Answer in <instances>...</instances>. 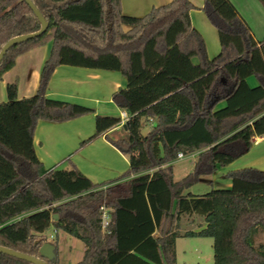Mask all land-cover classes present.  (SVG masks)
I'll list each match as a JSON object with an SVG mask.
<instances>
[{"label":"trees","instance_id":"obj_1","mask_svg":"<svg viewBox=\"0 0 264 264\" xmlns=\"http://www.w3.org/2000/svg\"><path fill=\"white\" fill-rule=\"evenodd\" d=\"M32 1L48 29L7 51L0 79L18 55L51 40L53 46L36 93L18 98L14 81L7 85L8 100L0 102V245L41 258L39 248L54 226L84 242L78 264H177V237L200 236L213 239L214 264H264V243L256 242L264 232V171L230 170L231 187L190 191L204 178L212 187L214 172L264 134V38L255 37L237 6L204 0L202 10L221 44L210 58L192 23L197 7L191 0H171L143 16L124 14L121 0ZM40 28L25 0H0V51L13 37ZM61 64L117 70L127 80L112 94L129 114L123 133H106L120 117L97 114L94 134L82 142L106 133L128 156L129 168L116 179L95 183L73 163L46 168L37 155L33 139L40 121L64 122L94 111L46 95ZM251 75L256 86L248 83ZM144 120L153 122L146 134ZM180 152L196 159L176 180L173 162ZM102 207L109 213L105 227ZM194 211L205 226L181 233L180 215ZM52 242L57 252V240ZM0 264L33 263L0 253Z\"/></svg>","mask_w":264,"mask_h":264},{"label":"crops","instance_id":"obj_2","mask_svg":"<svg viewBox=\"0 0 264 264\" xmlns=\"http://www.w3.org/2000/svg\"><path fill=\"white\" fill-rule=\"evenodd\" d=\"M170 1L171 0H121V7L124 14L132 16H143L147 14L152 9V7L163 5ZM191 2L197 7L191 11L192 23L204 36V33L207 32L212 35L211 37L213 39V50L209 49L207 51L209 57L214 58L218 54H212L215 51V43L220 42L218 31L213 24L209 23V21L206 19L207 17L204 15V12L202 10L204 0L198 2H194L193 0H191ZM251 27L257 39L264 38V36L259 37L257 28L255 29V27ZM52 46L53 42L51 40L41 46L35 47L28 52L17 56L14 66L4 72L2 78L0 79V102L8 100L7 85L14 81H16L18 85V98L30 97L36 93L40 82L41 70L51 54ZM194 61L196 62L197 59L194 58ZM251 79V77L247 78L248 83L253 86L255 84H252V82L250 81ZM254 80L256 81V79ZM126 84L127 80L125 76H123V74L117 70H105L82 66H72L67 64H61L57 66L50 79L46 95L49 98L53 99L83 104L92 108L94 111L89 113V117L81 116L64 122H50L45 120L39 122L33 140L37 155L46 168H51L54 166L60 168H69L71 166V163H69V165L67 166H60L59 164H57V160L55 159L53 153L54 150L59 151L62 150V148L65 149L68 146L67 144L70 142V138L67 132L68 124H73L72 126L76 128V138L71 140L73 143L72 145H77L94 134V120L97 114L117 117L121 116V112L123 110L113 103L112 94L116 90L125 87ZM85 99L90 101V103H92V105L94 106H89L83 103ZM224 105L225 102L222 101L217 105V108ZM152 121L154 122L153 119ZM152 124L153 123H151V126ZM119 129L122 130V125L120 124L108 130L106 133L114 135V132L118 131ZM105 134L95 138L97 142H99L103 153L108 156H112L113 158L116 157V159H122L123 161H126L127 159L121 154V152L106 139ZM259 143L260 142L255 144ZM72 145L71 147H74ZM72 149L74 150L76 148L74 147ZM72 149L69 151L66 150V152H70L72 151ZM186 156L188 155H185L183 158H185ZM189 156H195V154H191ZM183 158H177L173 162V165L176 161ZM72 161L74 165H76L86 176H88L95 183H99V180L107 181V179L111 177L113 179H116L121 175V170H119L120 168H118L117 166L110 167L111 170L107 172L110 173V175H106V172H99L94 166L86 163V160L82 158V155L75 154L74 156H72ZM218 171L219 170L217 169L216 172H214V174L212 175L214 184H216L217 182ZM221 172H223L221 173V177L226 176L227 172L225 173L224 170ZM231 185L232 180L230 178V181H225V184L222 187L228 188L231 187ZM195 214H197L196 211L192 213L184 212L180 215V220L184 215ZM204 226L205 220L201 222L200 229H202ZM260 234L264 237V232ZM47 235L49 236L50 241H52L53 239L57 240L58 264H78V262L82 260L85 252V244L81 239L63 230H56L54 226H52L48 230ZM152 235L155 237L158 236V231L155 226L152 228ZM258 243H264V238L261 239ZM133 253L134 252H132V254Z\"/></svg>","mask_w":264,"mask_h":264},{"label":"rangeland","instance_id":"obj_3","mask_svg":"<svg viewBox=\"0 0 264 264\" xmlns=\"http://www.w3.org/2000/svg\"><path fill=\"white\" fill-rule=\"evenodd\" d=\"M194 2H198L201 0H193ZM233 2L240 13L246 18L249 24L251 26L257 28V33L260 36H264V6L260 2V0H230ZM204 12V11H203ZM204 15L207 17L206 19L209 21V23L212 24L210 19L208 18L207 14L204 12ZM204 26V25H203ZM260 28V29H259ZM204 29V27H203ZM202 34V33H201ZM205 36L203 35L206 45H207V50L211 49L213 50V39L212 35L210 33H204ZM215 36V34H214ZM220 42L215 43V51L212 54H217L220 52L221 47H220ZM218 45V48H217ZM252 79L250 80L252 84H258L257 78L255 75L249 76ZM256 79V81L254 80ZM253 85V86H255ZM89 102V103H88ZM83 103L89 105V106H94L90 101L85 99ZM114 103V102H113ZM83 105V104H82ZM85 117H89V114L83 115ZM81 117V116H80ZM95 122V120H94ZM149 123H146V121H143V127H142V132L147 133L151 127V121H147ZM72 123V122H71ZM73 124H68L67 129H68V136H69V143L67 144L68 146L62 150H54V157L57 160V164L60 166H67L69 163H72V156L75 154L82 155V158H84L86 163H89L90 165L94 166L99 172H108L110 171V167L117 166L120 168L119 170L120 173L122 174L129 168V160L128 156L125 155L124 153L121 154L127 159L126 161H123L122 159H116L113 158L112 156H108L105 153H103V150H101V146L99 142H97L96 139H93L92 141H89L85 144L79 143L77 145H72V140L76 138L75 133H76V128L72 126ZM123 133V130L119 129L118 131L114 132V135H120ZM74 135V136H73ZM75 141V140H74ZM76 142V141H75ZM76 149H72L74 147ZM68 152L69 150H71ZM66 150H68L66 152ZM81 151V152H80ZM196 159L195 156H186L185 158L178 160L174 163V178L176 180L181 179L184 177L187 173H189L192 168H193V163L194 160ZM113 165V166H112ZM245 167H255L258 169H261L264 171V141L260 142L259 144L253 143L251 149L234 160L233 162L220 166L218 168V173H217V182L211 187V185L208 183L207 179L204 178L200 182L194 184L191 188L190 191L195 193V194H200V193H205L209 191L211 188H227V187H222L225 184V181H230V178L227 176L221 177V171H225V173L228 170H235V169H240V168H245ZM119 173V174H120ZM106 175H110V173H107ZM113 179L112 177L107 179V181ZM213 179V177H212ZM98 182H103L99 180ZM229 188V187H228ZM204 220V217L200 214H195V215H184L183 218L180 220L179 223V231L184 232L187 230H198L200 229V224ZM259 233H262L261 231ZM264 237L260 234L258 235L256 242L258 243L261 239ZM213 239L210 237H200V236H183L180 235L176 239V251H177V264H214V253H213Z\"/></svg>","mask_w":264,"mask_h":264},{"label":"water","instance_id":"obj_4","mask_svg":"<svg viewBox=\"0 0 264 264\" xmlns=\"http://www.w3.org/2000/svg\"><path fill=\"white\" fill-rule=\"evenodd\" d=\"M25 1L30 5V7L32 8V10L36 14V16L38 17L39 21L41 22V28H40V30H38L36 32L18 35L16 37H13L9 41H7L3 45V47L0 51V62L3 59V57L5 56V54L7 53V51L12 46L19 44V43H22V42H25L29 39L36 37V36H39L48 29V26H49L48 21L43 16L41 11L37 8V6L33 3V1L32 0H25ZM57 216H58V214L55 213L53 215V218H57ZM0 253L15 256L17 258L29 261L33 264H52L51 262H56V260H57L56 245L52 241H47L40 246L39 253H40L41 258L36 257L34 255H31V254H27L25 252L17 251L15 249H12L9 247L1 246V245H0ZM45 259H47V260H45Z\"/></svg>","mask_w":264,"mask_h":264},{"label":"built area","instance_id":"obj_5","mask_svg":"<svg viewBox=\"0 0 264 264\" xmlns=\"http://www.w3.org/2000/svg\"><path fill=\"white\" fill-rule=\"evenodd\" d=\"M129 118V114L126 111H122L121 112V116H120V125H123ZM264 140V134H260V135H255L252 139L253 143H258ZM185 155L180 152L178 154V158H183ZM102 211H103V226H107L109 223V213L107 211L106 208L102 207Z\"/></svg>","mask_w":264,"mask_h":264}]
</instances>
